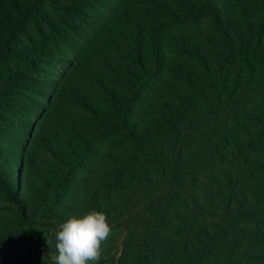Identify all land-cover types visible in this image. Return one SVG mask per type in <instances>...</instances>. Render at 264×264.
Masks as SVG:
<instances>
[{"label":"trees","instance_id":"obj_1","mask_svg":"<svg viewBox=\"0 0 264 264\" xmlns=\"http://www.w3.org/2000/svg\"><path fill=\"white\" fill-rule=\"evenodd\" d=\"M0 202V264L91 209L116 264H264V0H0Z\"/></svg>","mask_w":264,"mask_h":264},{"label":"clouds","instance_id":"obj_2","mask_svg":"<svg viewBox=\"0 0 264 264\" xmlns=\"http://www.w3.org/2000/svg\"><path fill=\"white\" fill-rule=\"evenodd\" d=\"M111 235L106 213L91 209L61 223L45 242L48 249L54 248L53 264H99Z\"/></svg>","mask_w":264,"mask_h":264},{"label":"rangeland","instance_id":"obj_3","mask_svg":"<svg viewBox=\"0 0 264 264\" xmlns=\"http://www.w3.org/2000/svg\"><path fill=\"white\" fill-rule=\"evenodd\" d=\"M62 68H56V73L57 75L61 72ZM56 76L52 77L49 75L48 78V82H53L55 80ZM21 171V169H19V172ZM18 173V172H17ZM17 179L18 182V187L20 188V190H16L17 193H19V195H21L23 198H27L30 194L26 193L27 191V184H26V189L25 186H22V183L20 182L19 179V175L17 174V176L15 177ZM1 203V202H0ZM39 235H43L42 233H40ZM125 233L121 230H112V235L110 236L109 240L105 243L104 245V251H103V256L102 259L99 261V264H116L121 251H122V242L124 239Z\"/></svg>","mask_w":264,"mask_h":264}]
</instances>
